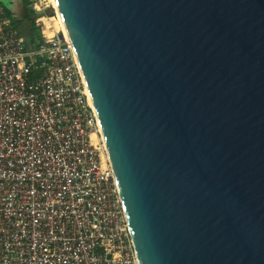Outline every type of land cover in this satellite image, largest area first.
<instances>
[{
	"label": "water",
	"instance_id": "1",
	"mask_svg": "<svg viewBox=\"0 0 264 264\" xmlns=\"http://www.w3.org/2000/svg\"><path fill=\"white\" fill-rule=\"evenodd\" d=\"M138 264H264V0H55Z\"/></svg>",
	"mask_w": 264,
	"mask_h": 264
},
{
	"label": "built area",
	"instance_id": "2",
	"mask_svg": "<svg viewBox=\"0 0 264 264\" xmlns=\"http://www.w3.org/2000/svg\"><path fill=\"white\" fill-rule=\"evenodd\" d=\"M26 2L33 46L0 2V264H138L65 26Z\"/></svg>",
	"mask_w": 264,
	"mask_h": 264
},
{
	"label": "trees",
	"instance_id": "3",
	"mask_svg": "<svg viewBox=\"0 0 264 264\" xmlns=\"http://www.w3.org/2000/svg\"><path fill=\"white\" fill-rule=\"evenodd\" d=\"M21 5V10L23 12V16L27 20L29 24V34L26 39V43L29 46L37 45L41 41V33L39 31V28L35 25V19L37 17V14L33 12L32 9L27 7L26 0H19ZM8 16L11 18L13 25L15 26L14 20L12 18L11 12L8 8H6ZM13 13V12H12ZM44 13L46 15H51L53 13L52 8L48 7L44 10ZM16 27V26H15Z\"/></svg>",
	"mask_w": 264,
	"mask_h": 264
},
{
	"label": "rangeland",
	"instance_id": "4",
	"mask_svg": "<svg viewBox=\"0 0 264 264\" xmlns=\"http://www.w3.org/2000/svg\"><path fill=\"white\" fill-rule=\"evenodd\" d=\"M3 1L7 6H10L13 9L17 10V11H14L13 13L11 12L12 18L14 20L15 26L19 34L24 37H27L29 34V24L27 20L25 19V17L23 16L20 1L19 0H3ZM9 10L13 11L11 8H9ZM52 11H53V8H52Z\"/></svg>",
	"mask_w": 264,
	"mask_h": 264
},
{
	"label": "bare ground",
	"instance_id": "5",
	"mask_svg": "<svg viewBox=\"0 0 264 264\" xmlns=\"http://www.w3.org/2000/svg\"><path fill=\"white\" fill-rule=\"evenodd\" d=\"M51 3H52V5H53V6L56 8V10H57L55 0H51ZM57 12H58V11H57ZM59 21H60L61 25H63V22H62L61 18L59 19Z\"/></svg>",
	"mask_w": 264,
	"mask_h": 264
},
{
	"label": "crops",
	"instance_id": "6",
	"mask_svg": "<svg viewBox=\"0 0 264 264\" xmlns=\"http://www.w3.org/2000/svg\"><path fill=\"white\" fill-rule=\"evenodd\" d=\"M0 2L5 6V8H11L13 11L12 12H14V11H17V10H15V9H13L12 7H10V6H7L5 3H4V1L3 0H0ZM16 8V7H15Z\"/></svg>",
	"mask_w": 264,
	"mask_h": 264
}]
</instances>
